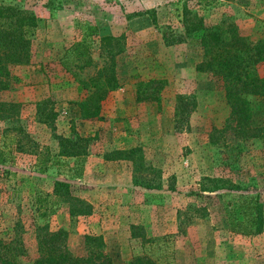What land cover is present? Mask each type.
<instances>
[{"label": "rangeland", "instance_id": "1", "mask_svg": "<svg viewBox=\"0 0 264 264\" xmlns=\"http://www.w3.org/2000/svg\"><path fill=\"white\" fill-rule=\"evenodd\" d=\"M34 13L31 63L11 66V87L0 102L15 103L0 118V240L8 258L28 264L46 232L65 230L75 255L86 237H99L114 264L145 252L159 264H264V95L249 96L250 127L226 126L225 89L198 72L200 33L185 34L182 11L207 27L235 25L261 36L264 0H0ZM95 26L94 33L85 28ZM164 34L178 41L168 44ZM107 37V39H105ZM85 38L90 53L75 58L70 46ZM112 56V57H111ZM114 60L119 86L101 102L100 117L85 120L76 105L87 79ZM264 74V61L258 65ZM162 80L156 100L137 101L142 81ZM179 96L194 99L175 126ZM48 99L55 119L36 112ZM82 151L59 154L61 138ZM48 147L44 170L36 154ZM79 171V173H77ZM70 184L87 212L55 192ZM261 205L262 231L246 234ZM0 264L2 263L0 260Z\"/></svg>", "mask_w": 264, "mask_h": 264}, {"label": "trees", "instance_id": "2", "mask_svg": "<svg viewBox=\"0 0 264 264\" xmlns=\"http://www.w3.org/2000/svg\"><path fill=\"white\" fill-rule=\"evenodd\" d=\"M182 25L186 36L200 33V43L202 46V58L196 64L198 72L211 73L217 81H220L225 89L226 101L229 105V116L226 119V126L252 127L250 125L252 102L249 96L264 95V74L258 72V65L264 61V26L261 36L252 38L245 34L235 25H229L227 30L221 29L218 25L207 27L202 16L190 11L186 6L182 11ZM37 27L36 16L33 12L16 6L13 3H0V91L11 87L8 81L11 66H24L31 63L32 36ZM86 29L90 34L96 31V27L87 24ZM166 43L173 44L177 38H169L164 34ZM107 39V37H105ZM90 45L85 38L76 41L70 46V50L75 58H84L89 55ZM112 57V56H111ZM114 60L105 63L98 68L96 73L87 79H75L86 91L85 97L77 101L80 116L85 120H93L100 117L101 102L107 98L112 89L119 86L116 75ZM162 80L149 79L140 82L137 91V101L156 100L159 90L162 88ZM195 101L188 96H179L175 106V126L187 110L188 105H194ZM15 103L0 102V118ZM36 112L43 123H48L55 119L56 113L51 107L48 99L39 101L36 105ZM233 123V124H232ZM84 138L62 136V147L59 154L74 156L76 169L81 168L80 156L82 151H77L75 144ZM5 151L0 148V163L6 161ZM37 163L40 169L44 170L50 161L49 148L44 147L36 154ZM79 171L77 173H79ZM55 192L59 194L62 189H66L67 199L75 200L81 206L76 210L79 214L87 212L89 205L83 200L71 195L70 184L62 181H55ZM254 213H250V224L243 226L242 223H232L231 229L246 234L259 233L262 231L261 205L253 207ZM68 233L65 230L46 232L39 241L38 255L28 264H114L110 255L102 248L99 237H86V247L84 255H75L67 243ZM9 245L0 240V260L5 264H19L11 261L7 254ZM128 264H159L145 252L135 254Z\"/></svg>", "mask_w": 264, "mask_h": 264}]
</instances>
